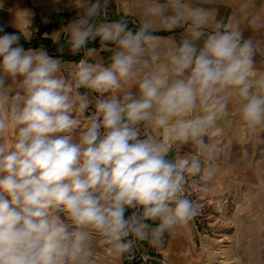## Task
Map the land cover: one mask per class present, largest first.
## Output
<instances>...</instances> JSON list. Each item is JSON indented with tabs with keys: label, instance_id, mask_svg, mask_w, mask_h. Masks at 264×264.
Returning <instances> with one entry per match:
<instances>
[{
	"label": "clouds",
	"instance_id": "1",
	"mask_svg": "<svg viewBox=\"0 0 264 264\" xmlns=\"http://www.w3.org/2000/svg\"><path fill=\"white\" fill-rule=\"evenodd\" d=\"M111 2L76 0L58 56L0 26V264H94L97 239L161 247L200 214L233 104L264 133V12L147 0L130 28ZM66 51L82 54L70 74Z\"/></svg>",
	"mask_w": 264,
	"mask_h": 264
},
{
	"label": "crops",
	"instance_id": "2",
	"mask_svg": "<svg viewBox=\"0 0 264 264\" xmlns=\"http://www.w3.org/2000/svg\"><path fill=\"white\" fill-rule=\"evenodd\" d=\"M147 0H112L109 8L111 19H116L120 15L127 13L130 19L129 27L134 28L135 25L131 20L139 22L140 12ZM244 0H192V3L205 6L213 12L216 20L228 22L229 19L235 21L241 19L245 14V10L241 7ZM250 5L249 11L264 12V0H247ZM82 12V9L77 7L76 0H0V26L9 28L11 31L20 33L24 31L27 39L21 35L25 44L39 43L33 47H43L41 42L49 40L51 46H59L57 42H63L67 34V25L71 23ZM171 33L172 35H177ZM0 32V35H3ZM161 35H169V33H159ZM250 33L245 31V36ZM260 52L259 55L264 59V34L257 37ZM90 47H99L97 40ZM58 48V47H57ZM57 48L48 53L53 56H58ZM108 53H99L96 60L103 62ZM63 60L66 74H70L73 66L82 54L71 55L67 51L60 56ZM259 60V57H257ZM233 120L232 127L225 129L221 136V141L225 147L218 160L215 161L217 172L214 179L207 185L205 194L208 197L225 198L229 191L234 187L251 188L255 190V197L251 201L264 203V133L256 135L249 134L246 130L240 127L236 106L233 104ZM247 196V195H246ZM242 198V197H241ZM188 226V227H186ZM186 226L182 225L175 229L168 237V245L164 251L169 255L170 251L180 248L181 242L187 236V230L190 233L192 222ZM143 245V244H142ZM139 246V248L142 249ZM106 246V245H105ZM98 247V248H97ZM95 249V254L104 257V252L107 247L99 242ZM108 255L113 256L115 264H133L132 254L120 255L109 247ZM94 264H103L102 262H94Z\"/></svg>",
	"mask_w": 264,
	"mask_h": 264
},
{
	"label": "rangeland",
	"instance_id": "3",
	"mask_svg": "<svg viewBox=\"0 0 264 264\" xmlns=\"http://www.w3.org/2000/svg\"><path fill=\"white\" fill-rule=\"evenodd\" d=\"M225 196H207L213 204L208 237L198 238L191 221L192 229L190 233L187 230L180 248L165 254L170 237L166 234L161 247H151L146 242L142 249L138 247L132 254L133 264H264V203L251 201L255 197L251 188L233 187ZM99 242L107 251H103L104 257L95 254L94 262L115 264L112 254L107 253L110 246L102 239H97L94 248Z\"/></svg>",
	"mask_w": 264,
	"mask_h": 264
},
{
	"label": "built area",
	"instance_id": "4",
	"mask_svg": "<svg viewBox=\"0 0 264 264\" xmlns=\"http://www.w3.org/2000/svg\"><path fill=\"white\" fill-rule=\"evenodd\" d=\"M192 199L197 200L202 205L200 214L195 217L192 221L195 225V231L198 238H206L211 233V225L208 222V218L211 215L212 203L209 201V198L206 196L205 191L200 192L194 190L192 192Z\"/></svg>",
	"mask_w": 264,
	"mask_h": 264
},
{
	"label": "trees",
	"instance_id": "5",
	"mask_svg": "<svg viewBox=\"0 0 264 264\" xmlns=\"http://www.w3.org/2000/svg\"><path fill=\"white\" fill-rule=\"evenodd\" d=\"M3 28H4V32H7V33H16V32H14V31H11L9 28H7V27H4V26H2ZM18 34V33H17ZM20 43L24 46V47H27V46H29V45H31V46H33V47H35V46H37L39 43H37V42H34V43H32V44H25L24 42H23V39H22V37H21V40H20ZM41 44L47 49V51H49V52H52L54 49H56L58 46H56V47H54V46H51V42L49 41V40H43L42 42H41ZM91 45V44H90ZM89 45V46H90Z\"/></svg>",
	"mask_w": 264,
	"mask_h": 264
}]
</instances>
